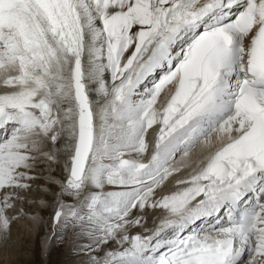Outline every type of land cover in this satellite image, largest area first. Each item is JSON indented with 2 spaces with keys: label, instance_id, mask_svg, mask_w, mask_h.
Instances as JSON below:
<instances>
[{
  "label": "snow or ice",
  "instance_id": "6c2138e0",
  "mask_svg": "<svg viewBox=\"0 0 264 264\" xmlns=\"http://www.w3.org/2000/svg\"><path fill=\"white\" fill-rule=\"evenodd\" d=\"M65 151L90 264H264V0H0V239Z\"/></svg>",
  "mask_w": 264,
  "mask_h": 264
},
{
  "label": "rangeland",
  "instance_id": "374dc122",
  "mask_svg": "<svg viewBox=\"0 0 264 264\" xmlns=\"http://www.w3.org/2000/svg\"><path fill=\"white\" fill-rule=\"evenodd\" d=\"M34 169L38 171V173H34V176L39 175L38 178L42 177V174L40 173L42 169H44L45 172H48V170L52 171L49 176L57 178L58 183L57 185L49 186L47 188L48 194L46 198V207L45 209L41 208L43 212L40 217L38 228L31 230L28 222H25L24 226L22 225L23 223L17 221L12 223L10 229V232L13 231L14 234H16L14 238L17 237V239L11 240L9 236H7V244H5L6 239H0V264H44L40 256L38 242L40 237H42L44 233L50 229H52L53 232V238L50 242V244L53 245V248L49 253L45 264H90V253L81 250L83 246L89 243L88 237L74 234L73 229L71 228L60 231L54 226L52 214L59 207L60 201L73 205L78 203L77 200L67 195L60 196L58 199V194L61 191V185L66 180L65 178L63 180V177L60 173L61 169L55 165L52 169L49 167L47 170L46 166L41 163H38ZM59 175L61 178H59ZM36 180L37 178H35L34 181H29V183H32L31 185H33L31 188L35 187L34 185H36ZM27 206L30 205L27 204ZM114 242L110 241L108 244L104 245L103 248H116L117 245L116 242ZM102 253L103 252H101L100 255H103Z\"/></svg>",
  "mask_w": 264,
  "mask_h": 264
},
{
  "label": "bare ground",
  "instance_id": "6f19581e",
  "mask_svg": "<svg viewBox=\"0 0 264 264\" xmlns=\"http://www.w3.org/2000/svg\"><path fill=\"white\" fill-rule=\"evenodd\" d=\"M201 2H203V0H201ZM152 79H153L152 77H149L145 81V83L143 85H141L140 90L142 91L145 86L151 87ZM93 87H94V85H93ZM151 133H152V131H151V129H149L148 133L146 134V141L148 143V149H147V151L143 157L145 162L147 161V159L150 158L151 154L153 153V151L155 149V146H153L151 143V139H150ZM65 139L66 138H62V140H61V147L62 148L64 147ZM179 159H180V157L177 156L176 160L179 161ZM68 161H69L68 152L65 151L64 154L59 158V160H57L54 163L51 161H46L43 158H41V162H39V163L45 165L47 170L49 169V167L52 169L55 165H56V167H59L61 169L60 173H61L63 180H64V178L67 179V176H68V172L66 171V165L68 164ZM37 167H39V166H37ZM34 173L36 174V173H38V171H36V169H33L31 174L34 175ZM40 173L42 174V177L38 178L39 175L38 176L35 175V177L37 178L36 183H35L36 185H34L35 187L31 188V190L30 191L28 190V192L26 193L27 199L25 200V202L23 204V210L25 211L26 215L23 217V219L19 220L20 223H23L22 225H24L25 222H28L31 230H35L39 226L40 217H41V214L43 212V210H41V208L45 209V207H46V201H47L46 198H47V194H48L47 188L49 186L57 185V183H58L57 178H55L53 176H49L52 173V171L48 170V172H45V170L42 169ZM181 175H186V172L182 173ZM59 178H61L60 175H59ZM32 181H34V180H32ZM31 186H33V185H31ZM175 190H177V189H176L174 180L170 179L168 182H166V187L163 188V194H169L170 192L175 191ZM81 198H82V196H81ZM27 204H29L30 206H27ZM54 213H55V211H54ZM54 213L52 214V218L54 217ZM164 215H165V212L161 209H155V210L148 209L147 212L145 213V216H144L143 226H136V227L129 228L128 229L129 235L135 234V233H138L141 235H150L151 232L159 225L160 220ZM33 218H35V219H33ZM27 227H28V225H27ZM145 229H147L148 231H145ZM52 233H53L52 229H50L49 231H46L44 233V235L42 237H40L39 242H38L39 249H40V256H41L44 264L46 263V261L48 259V255L53 248L52 247L53 245L50 244L51 239L53 238ZM167 234L170 235V231ZM8 236L11 240L17 239V237L14 238L16 236V234H14L13 231L9 232ZM7 242H8V238L5 240V244H7ZM112 242H114V241H112ZM247 259H248V256H247V253H245L244 256L242 257V264H245Z\"/></svg>",
  "mask_w": 264,
  "mask_h": 264
}]
</instances>
